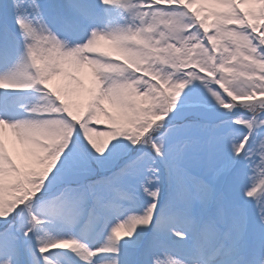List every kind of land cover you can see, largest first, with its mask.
Wrapping results in <instances>:
<instances>
[{
    "label": "snow or ice",
    "instance_id": "snow-or-ice-1",
    "mask_svg": "<svg viewBox=\"0 0 264 264\" xmlns=\"http://www.w3.org/2000/svg\"><path fill=\"white\" fill-rule=\"evenodd\" d=\"M0 264H264V0H3Z\"/></svg>",
    "mask_w": 264,
    "mask_h": 264
},
{
    "label": "rangeland",
    "instance_id": "rangeland-1",
    "mask_svg": "<svg viewBox=\"0 0 264 264\" xmlns=\"http://www.w3.org/2000/svg\"><path fill=\"white\" fill-rule=\"evenodd\" d=\"M2 2H3V0H0V3H2ZM5 136H6V140H10L11 139L9 133L6 132Z\"/></svg>",
    "mask_w": 264,
    "mask_h": 264
}]
</instances>
